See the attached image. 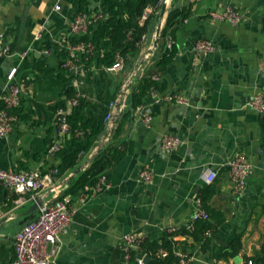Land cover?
I'll list each match as a JSON object with an SVG mask.
<instances>
[{"label":"crops","instance_id":"obj_1","mask_svg":"<svg viewBox=\"0 0 264 264\" xmlns=\"http://www.w3.org/2000/svg\"><path fill=\"white\" fill-rule=\"evenodd\" d=\"M166 2L158 48L134 78L111 138L119 156L105 173L106 184L98 192L88 187L82 196L65 195L69 184L57 187L86 163L95 146L81 156L77 167L57 177L56 185L41 194L47 202L69 196L76 210L55 264H129L122 247L125 235L134 233L154 242L173 229L192 230L197 200L202 201L209 190L213 195L207 206L220 213L223 221L217 225L212 219L216 228L206 237V247L186 235L174 236L179 247L185 246L186 254L193 257L192 264H243L247 257L264 255V116L248 107L253 97L264 94V0H164L163 6ZM104 5L105 0H0V48L10 46L15 53L0 59V97L13 67L19 68L16 82L23 89L22 103L15 110L18 119L0 141L1 168L43 173L60 168V155L47 151L56 133V109L70 98V81L62 67L67 52L52 40L66 35L79 11H100ZM227 7L240 14L238 24L211 19L212 12ZM162 8L155 14L149 41L130 57V65L124 62L123 69L107 71L103 78L97 59L85 61L84 98L89 110H101L108 98L117 102L127 78L154 43ZM171 11L176 13L174 23L163 36ZM98 28L93 27L92 37ZM37 34L41 40H36ZM199 40L211 41L215 50L197 56L194 48ZM46 48L54 49L52 55L44 54ZM167 50L173 52V61L163 70L157 60ZM157 75L161 94L184 98L187 104L157 103L149 95L130 108L129 96L140 78L151 76L153 80ZM145 105L152 111L150 127L143 122ZM106 127L104 122L103 133ZM166 135L182 141L168 154L161 147ZM238 154L250 161L253 173L244 193L235 196L226 165ZM143 168L153 172L148 184L139 180ZM211 170H218L219 175L208 185L205 177ZM17 198L0 184V222L13 217L0 229L2 259L9 263L16 257V233L39 215L38 210L27 219L16 218L33 204L16 208ZM235 241L241 244L239 255L223 258Z\"/></svg>","mask_w":264,"mask_h":264},{"label":"built area","instance_id":"obj_2","mask_svg":"<svg viewBox=\"0 0 264 264\" xmlns=\"http://www.w3.org/2000/svg\"><path fill=\"white\" fill-rule=\"evenodd\" d=\"M59 9V7L57 8ZM153 13V9L147 10L144 14L148 18ZM213 21H228L232 24H238L241 21L240 14L232 7H227L224 11L212 12ZM109 14L103 11L81 10L70 21L67 33L62 38H54V46L59 47L67 52V59L63 63V69L71 79L72 86L75 89L73 97L64 100V103L57 107L54 115L56 133L51 141L47 153L57 155L64 148L66 142L70 139L71 125L70 116L74 109L79 106L84 95L86 85L85 61L95 58L97 47L91 40H85L91 36L94 26L102 21H106ZM41 34L36 35V40H41ZM149 41L148 34L142 36L141 43ZM195 53L197 56L204 57L215 50L214 44L208 40H199L195 44ZM54 49H44L46 56L52 55ZM15 55L10 46L0 48V59ZM124 68V59L118 56L117 62L108 69V71H120ZM19 72L18 67H13L6 79L4 92L0 97V141L3 140L13 129L17 116L15 110L20 107L23 98V89L17 84L16 79ZM153 81H160V77L153 76ZM150 97L157 103L161 101H170L177 104H187V100L175 95H163L156 86L151 87ZM116 102L109 104V110L105 116V125H109L112 119ZM248 107L255 111L259 116H264V94H258L248 102ZM143 122L147 127L152 123L151 107L145 105L142 107ZM181 140L177 137L166 135L162 140V150L165 153H172L176 150ZM229 170L232 193L240 196L244 193L247 182L253 173V165L242 154L234 156L226 165ZM59 168L43 173L40 170H27L15 172L5 170L0 166V184L11 194L18 195L14 201L15 207L20 208L28 203H34L36 198L49 188L56 185ZM219 175L218 170H211L207 173L205 181L208 185L213 184ZM139 180L145 184L153 180V172L148 168H143L139 173ZM107 178L103 175L94 188L98 192L106 184ZM198 209L193 216V223L199 219L207 218V212L203 207L200 199L197 200ZM76 210L71 205L69 196L62 197L53 202L45 201L44 205L39 208V215L36 219L27 222L15 235L14 247L16 257L9 264H55L61 255L63 248V238L70 228ZM194 225L190 227L193 229ZM176 231V229H173ZM206 236H211V231L206 232ZM143 238L134 233L127 234L123 238L122 247L126 254V259L130 264L132 254L141 253ZM179 258L178 264H192L193 257L183 253L181 250L176 251ZM144 254L135 258L136 264H146ZM166 256V253H163ZM2 264V263H0ZM251 264V263H250Z\"/></svg>","mask_w":264,"mask_h":264},{"label":"trees","instance_id":"obj_3","mask_svg":"<svg viewBox=\"0 0 264 264\" xmlns=\"http://www.w3.org/2000/svg\"><path fill=\"white\" fill-rule=\"evenodd\" d=\"M163 1L164 0H105V5L101 8V11L108 13L109 18L97 24L99 25L96 32L97 35L94 34L93 37L88 36L85 38V40H91L97 47V54L93 59L98 60L97 67L103 75V78H106L108 69L117 62L118 56L123 57L125 64H131L130 57L136 55L139 46L142 44V36L144 34H148L149 36L154 19L157 16L155 14L160 12ZM147 8H152L153 13L148 18H145L144 14ZM175 15L176 13L174 11L170 12L166 26L162 32L163 36L166 35L168 29L173 26ZM172 61L173 52L167 50L162 58L157 60V65L164 70ZM68 79L71 84V79ZM69 85V97H73L76 92L74 87ZM153 86L157 87L156 82L152 80L151 76L141 77L136 88H134L129 96L130 108H136L138 105L142 104L144 98L149 96L150 89ZM112 100L113 99L108 98L101 110L98 108L89 110V102L85 98L81 99L79 106L74 109L70 116V139L59 153L62 164L58 171V177L64 176L68 171L77 167L81 156L84 153H89L97 146L99 138L104 131V119L109 110L107 105ZM63 103L64 102L60 105ZM262 120L264 142V117ZM112 140L113 139H111L101 153L92 160L89 166L69 183L65 195L82 196L88 192V187H96L100 178L105 175L119 156L112 146ZM212 195L213 191L209 190L207 191V196L202 198L203 207L207 212V218L197 220L192 230L180 229L167 233L161 241L150 242L143 240L141 253L134 252L130 264H136L135 258L140 254L147 255L151 259L147 264H178L179 258L176 255V251L181 247H179V243L174 240L176 234L191 237L195 242H206V232L213 231V229L215 230L216 228L212 219L213 221L215 219L217 220V225H220L223 221L220 213L216 214L214 213L215 211H210L207 206V201ZM204 247H206L205 243ZM240 248V241L233 242L223 255V258L229 259L238 256ZM181 249V251L186 254L187 248L184 246ZM0 253L2 264H9V262H4L2 259L3 253L1 247ZM163 253H166V256H163ZM12 261H10V263ZM250 263L264 264V255L262 257L254 256L244 259L243 264Z\"/></svg>","mask_w":264,"mask_h":264},{"label":"water","instance_id":"obj_4","mask_svg":"<svg viewBox=\"0 0 264 264\" xmlns=\"http://www.w3.org/2000/svg\"><path fill=\"white\" fill-rule=\"evenodd\" d=\"M166 8H167V2L164 4L162 11H161L160 23L158 24L156 31H155L154 43H153L151 49L149 50V52L147 53V55L145 56L143 62L140 65L136 66V68L131 72V74L127 78V81L125 82L124 87L120 93V96L116 102L111 122L109 123V125H107L106 130L103 133L100 141L98 142L94 152L92 153L91 157L86 161L85 164L78 166L70 175L64 177L60 181V183L57 185L58 188L66 186L72 180H74L77 177V175L79 173H81L83 170H85L88 167V165L92 162V160L94 158H96L101 153V151L104 149V147L110 142V140H111L112 136L114 135V133L117 129V126L119 124L120 117L122 114V110L124 107L125 99L129 93V91L131 90V88L134 87L133 86L134 78L137 76L141 66L145 63L146 60L150 59L153 56V54L155 53V51L158 48L160 37H161V23H162L161 21L163 20V17L165 15ZM45 201L46 200L42 195L38 196L36 198L35 202L25 212H23L21 215H19L16 218H18V219L29 218L30 216L35 214L41 206L44 205ZM10 218H13V217L9 216L0 222V229L3 227L4 223L7 220H9ZM150 261H151V259L148 256H145V263L147 264Z\"/></svg>","mask_w":264,"mask_h":264}]
</instances>
